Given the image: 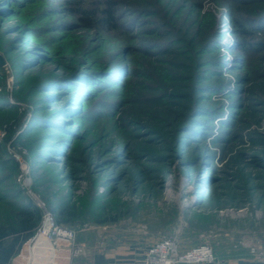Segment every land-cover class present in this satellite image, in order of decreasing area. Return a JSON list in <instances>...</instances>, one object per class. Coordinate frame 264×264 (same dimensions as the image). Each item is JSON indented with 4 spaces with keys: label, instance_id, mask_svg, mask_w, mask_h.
Masks as SVG:
<instances>
[{
    "label": "trees",
    "instance_id": "1",
    "mask_svg": "<svg viewBox=\"0 0 264 264\" xmlns=\"http://www.w3.org/2000/svg\"><path fill=\"white\" fill-rule=\"evenodd\" d=\"M208 1L0 0V24L14 20L11 28L30 45L13 55V38L4 48L24 92L15 100L29 106L21 111L0 92V264H11L43 220V208L16 180L10 140L26 147L33 186L60 224L138 217L140 205L113 197L116 187L145 193L176 160L196 170V206L211 210L172 207L165 210L170 218L160 219L162 231L170 232L178 215L205 226L216 210L249 200L251 188L234 194L229 179L216 174L218 150L210 143L263 138L247 123L264 118V0H210L213 8ZM224 18L235 37L231 58L223 52ZM156 161L160 171L151 177L145 166ZM251 161L262 165L253 154ZM65 177L75 186L87 178L88 187L74 199L62 191ZM33 249L50 250L45 260L56 264L44 234Z\"/></svg>",
    "mask_w": 264,
    "mask_h": 264
},
{
    "label": "rangeland",
    "instance_id": "2",
    "mask_svg": "<svg viewBox=\"0 0 264 264\" xmlns=\"http://www.w3.org/2000/svg\"><path fill=\"white\" fill-rule=\"evenodd\" d=\"M206 4L207 8L214 7V4L210 0ZM223 20L226 25V28H224V30H226L227 32V35L224 37L223 41L227 42L229 47L226 48L223 52H226L227 56L231 58L232 55L236 54L235 50L231 48L234 43L232 41H234L235 37L231 34L227 19L224 18ZM14 22V20L3 21L0 24V64L2 66V68H0V74H3V70L5 71V89L0 86V92L7 93V96L10 98V100L17 103V106H19V110L22 111L24 109H27L29 104L22 100H15L16 98L14 97V94L23 96L24 92L20 91L21 87L16 83L15 69L11 64V61L7 59V56L4 53V48L11 44V40H14L13 38H15V40L12 42L10 51L13 55L17 53L16 51H26L30 47V45H27V43L24 42L25 37L20 35L18 31L14 30V28H11L13 27ZM1 59L3 60V62H1ZM224 72L227 76H229L231 73V71H226L225 69ZM247 125L250 126L248 129L255 130V132L261 134L263 138L259 139L260 141L257 140V142H254L251 139H245L241 141L240 138H237L233 141L221 140L219 142H216L215 144L212 142L210 144L212 146V149L218 150L216 153V157L212 162L213 169L216 168V174L225 176L229 179V189H231L230 191L232 193L242 194L244 193V191L248 190L247 187H249L251 188V190L248 192H251V196H247L250 197L249 200H247L245 197V200H247V202H245L243 206H240V208H235L237 205H233L218 210H216L215 208L212 209L216 210L217 214H222V216L228 218L229 220L233 218H235V220L237 221L244 219L246 221V228L248 231L252 230V228H255L256 224L258 223V227L256 228H258L257 230L262 232L264 235V118L260 120V122H255L254 124L248 122ZM215 134L216 132H214L209 137V140L212 139ZM5 135V129L0 127V142L4 140ZM221 148H225L224 152L221 151ZM6 150L10 155L15 157L19 161L20 171L16 176V180L22 184V186L25 188L26 193L34 198L38 205L43 208L42 223L38 227L36 233L23 244L22 250L24 248H32V246L36 245L38 236L44 234L51 241V244L49 242L48 244L53 246L54 248L55 246L58 249L70 248V250L72 251L71 257L74 258V264H78V257L83 256V258L86 259V256H90V252L92 251L98 250V252H101V250L105 246V243L110 240L112 235L114 237L115 235H117V233H119L121 236L135 235L138 234V232L144 234L145 231L155 233L158 230L159 222H161L160 219L167 220L168 218H170L167 215V211L172 210V207L177 206L179 210L183 209L184 207H196L195 202L197 203L198 201V197L196 194V184L194 180V174L196 173V170L184 165L183 160H176L174 161V163H172L171 166H169L170 168L166 174L160 173V175H154L156 178L155 183H152L151 181L153 186L151 188L150 185L149 187H145L147 189L145 193L143 190L138 191L137 193H132L129 190L123 192L125 190L123 187V191H121L120 186L116 187V192L113 193V197L119 196L123 200L131 199L134 200L135 203L140 205V212L138 217L135 218L130 216L127 218H122L120 221L114 223H87L81 228L66 224H60L57 222V217L55 216V214L47 207L42 196L33 186V175L31 173L30 164L25 158V154L27 153L26 147L21 144H19L18 146H14L12 140H10L6 143ZM252 154L259 158L262 165L257 166L251 163ZM187 156L188 155H185L183 159ZM238 157L239 159L237 160ZM123 158L126 159V156ZM152 164V167L145 166L146 171L148 170L146 173L151 177L153 174H156L160 171L158 170V166L161 165L157 161L152 162ZM95 172H100V170L96 171V169H93V173ZM108 172L109 171L102 172L101 175L104 179H106ZM66 174V169H64L62 176H66ZM87 174L88 173H85L84 178L87 176ZM84 178H80V182H76V184L78 185L75 186L74 181H66L65 177L62 181V186L60 185L62 191H71L73 193L72 197L74 199L78 198V196L83 194L88 187L87 178ZM247 178L249 179L248 182ZM104 191H106V186L100 185L99 192ZM234 203H238V200H235ZM162 208L164 209V212L161 214ZM165 210L167 211L165 212ZM197 210L209 211L211 210V208H209L208 204H203L199 206ZM48 214H51L54 217V225H51V221H49L48 219ZM163 214L164 216H162ZM181 216H177L176 225L172 224V226H175L173 227V229H171L170 232H164L160 229L159 236H157L156 233L154 236L151 235V239H153V241L156 240L155 242H157L164 235H170L174 237L177 244L174 255H179L188 249L206 243L205 241H200L199 243L196 238L187 237L188 235H191L192 232H196L198 234L202 233L201 236L204 238L207 235L206 230L208 228L204 229L205 226L199 227L197 225H194V228L199 227V229H201L200 231H195L194 229H191L193 227L189 225L188 220L184 218L181 219ZM237 221L235 224L232 223V221L230 222L232 227H234L233 225H238L239 221ZM241 225H243L242 222ZM59 229L73 231L74 236L70 238L65 237L59 232ZM180 233L182 234V238L178 237ZM207 233H211V230H208ZM215 234L211 233V235ZM258 237L262 239L260 236ZM216 240L217 238H215L214 241ZM211 241L207 243L210 246L213 245V241ZM262 250L264 251V248H262ZM13 259L11 264H13Z\"/></svg>",
    "mask_w": 264,
    "mask_h": 264
},
{
    "label": "crops",
    "instance_id": "3",
    "mask_svg": "<svg viewBox=\"0 0 264 264\" xmlns=\"http://www.w3.org/2000/svg\"><path fill=\"white\" fill-rule=\"evenodd\" d=\"M192 207V211H196L197 208H199V206ZM204 213L208 214L207 211ZM243 220H238L239 222L235 220V218L229 220L222 216V214H217L216 220L206 221L204 229H208L206 230L207 235L204 238L201 236L202 233L198 234L196 232H192L187 238H196L199 243L200 241L209 243V241L212 240L213 242H211L213 245L211 247L217 256V260L221 264H264V251L262 250V248H264V235L257 230L258 228L256 227H258V223L255 228L248 231L246 228V221ZM231 221L234 224L237 221L238 225H233L234 227H232L230 224ZM241 222L243 225H241ZM191 229H194L195 231L201 230L199 227H193ZM159 230L160 229L158 228L155 232L157 236L160 234ZM208 230H211L212 234H215L216 231L217 232L215 235H211V233H207ZM155 233L145 231L144 234L138 232V234L135 235L125 236H121L117 233L114 237L112 235L110 240L105 243L101 252H98V250L92 251L90 252V256H86V259L83 258V256L78 257L77 262L78 264H145L148 249L156 241L151 239V235L154 236ZM178 237L182 238V234L180 233ZM215 238H217L216 241H214ZM254 248L255 251L253 250ZM59 249L55 246L54 261L56 264H74V258L71 257L72 251L70 248ZM33 250L31 247L21 250V252L13 259V264H38L36 261L40 264L53 263V261L50 263V261L45 260V258L51 253L50 250H46L45 252H42V254ZM39 257L43 258V260H40Z\"/></svg>",
    "mask_w": 264,
    "mask_h": 264
},
{
    "label": "built area",
    "instance_id": "4",
    "mask_svg": "<svg viewBox=\"0 0 264 264\" xmlns=\"http://www.w3.org/2000/svg\"><path fill=\"white\" fill-rule=\"evenodd\" d=\"M48 219L51 221V225L55 224L54 217L51 214H48ZM59 232L65 237L74 236V232L70 230L59 229ZM175 250V238L164 235L148 249L145 264H221L217 260L213 248L207 243L188 249L179 255H174ZM253 250L255 251V248Z\"/></svg>",
    "mask_w": 264,
    "mask_h": 264
},
{
    "label": "bare ground",
    "instance_id": "5",
    "mask_svg": "<svg viewBox=\"0 0 264 264\" xmlns=\"http://www.w3.org/2000/svg\"><path fill=\"white\" fill-rule=\"evenodd\" d=\"M46 236V235H45ZM46 238H47V236H46ZM47 241L51 244V241L47 238Z\"/></svg>",
    "mask_w": 264,
    "mask_h": 264
},
{
    "label": "water",
    "instance_id": "6",
    "mask_svg": "<svg viewBox=\"0 0 264 264\" xmlns=\"http://www.w3.org/2000/svg\"><path fill=\"white\" fill-rule=\"evenodd\" d=\"M1 62H3V60L1 59ZM195 205H196V202H195Z\"/></svg>",
    "mask_w": 264,
    "mask_h": 264
}]
</instances>
